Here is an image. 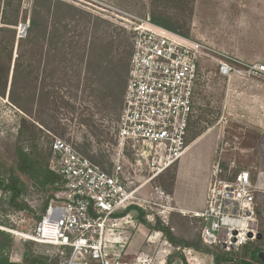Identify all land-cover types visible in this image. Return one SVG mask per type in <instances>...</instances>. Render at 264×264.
<instances>
[{
    "label": "rangeland",
    "instance_id": "rangeland-1",
    "mask_svg": "<svg viewBox=\"0 0 264 264\" xmlns=\"http://www.w3.org/2000/svg\"><path fill=\"white\" fill-rule=\"evenodd\" d=\"M7 1L10 0H0V26ZM18 1L12 2L16 5ZM61 1L91 13L95 18L94 25L98 35H103L105 31L111 32L115 40L127 39L133 45V31L128 28V22L121 18L124 14L145 19L150 17L153 19L154 14L164 15L168 17L170 23L182 32H187L192 39L230 52L231 56L243 59L251 65H264V0H197L192 15V5L183 3V0ZM32 3L33 0L19 2L21 11L16 26L18 36L19 28L24 24L28 25ZM71 25L74 26L75 22L72 21ZM75 34L73 31L69 32L68 40L74 39ZM26 35L19 37L26 41ZM16 49L17 44L15 55ZM24 51L28 52L26 58L29 61L30 43H24ZM218 57L219 55L213 53L210 59L201 64V78L196 86L195 109L190 122L188 142L191 138L200 136L189 144L186 154L180 160L181 170L179 177L175 179L174 202L171 195L168 199L162 200L160 192L164 191L163 186L169 188L172 176L177 175L179 163L155 181L145 183V173L133 172L136 169L133 164L135 158L130 151H126V156L130 160L126 175L132 188L144 184L138 192L143 206H137L148 213L149 223L155 218H160L165 224L172 225L178 236L192 241H197L201 235L200 220L194 216L193 210H202L205 206L207 190L212 180V169L218 160L220 149L224 150L221 155L222 163L227 164L228 175L233 169L238 171L250 167L256 169L260 161L259 147L264 138V94L253 101H246L245 97L248 99L250 96L245 95L247 93L242 94L248 87L244 81L252 85L262 84L264 89V76L254 73L244 77L236 75L234 77L237 79L232 82V77L228 78L219 73ZM87 59L85 58L80 65L75 53L72 58L68 54L67 60L62 62L58 56L43 55L37 87L42 98L43 93L49 91L50 96L48 100H40V107L35 103L31 104L35 109L32 116L13 105L8 96L0 95V226L5 227L0 229L8 234L1 251L8 255L11 261L22 262L26 257L43 255L49 259L57 258L60 263L66 255H61L63 250L59 246L27 240L20 233L15 234L9 230L12 228L19 232H30L39 221L38 217L42 215V209L50 196L62 199L64 195L53 187V184L44 188L34 185L33 179L19 171L20 148H24L41 164H49L50 146L55 138H62L84 152L86 136L90 137V134L87 128L80 124L79 118L94 114L101 129L104 132L109 131L108 134L104 133V137L110 139L113 137V140L103 141L105 138L102 137L101 142L90 137L93 146L88 155L94 161L103 162L107 168H112L109 162L112 161L116 149L114 133L118 124L115 121L109 122L104 115L108 114L109 118H114L113 113L115 110L118 111V108L115 109L116 105L113 103L109 112H99L96 99L103 95L92 92L91 89L95 88V85L85 89L84 80L81 79L79 88L75 87L74 75L77 66L80 65L82 77H85ZM28 61L25 62L26 67L29 66ZM21 80L20 87L29 83H24L23 80H27L24 75ZM3 82L1 75L0 87L3 86ZM63 100L69 101L71 106L65 104ZM223 114L227 115V119L221 120ZM10 175L19 177L22 181L23 192L19 201L27 203L32 211L27 208L18 209L10 203V193L3 189L1 183ZM179 202L180 206L191 211L179 210L174 204L177 205ZM163 203L172 208L168 207L167 210ZM21 210L26 211L24 216L18 215ZM149 223L137 222L129 216H124L108 224L106 245L112 253L121 258L123 264H144V261L145 264H167L168 255L173 252L182 253L186 264H214V258L210 253L198 252L188 247L178 250L168 243L161 233L154 231ZM10 224L15 226L11 227ZM251 242L258 244L261 251H264V237L260 241L249 243ZM202 244L206 247L203 242ZM252 247L247 248L248 250L240 247L230 252L216 246L208 248L214 253L228 252L236 258L248 253L246 256L249 259ZM88 257L89 253L85 250L78 251L75 256L77 260ZM173 264L180 263L176 260Z\"/></svg>",
    "mask_w": 264,
    "mask_h": 264
},
{
    "label": "built area",
    "instance_id": "built-area-1",
    "mask_svg": "<svg viewBox=\"0 0 264 264\" xmlns=\"http://www.w3.org/2000/svg\"><path fill=\"white\" fill-rule=\"evenodd\" d=\"M121 18L133 31V50L111 172L101 169L66 140L55 138L50 146L49 168L62 177L61 183L52 185L64 194L62 199L48 205L30 232L9 228L27 240L61 247L62 256L66 248H71L70 256L59 264H123L106 245L107 227L120 219L115 217L119 210L143 206L138 192L144 185L132 188L129 184L126 151L135 158L133 172L145 173V183L155 181L179 162L188 147L203 61L213 53L219 55V73L228 78L233 74L264 76V65L215 53L207 43L169 30L150 18L127 13ZM27 27L24 24L19 28V36L26 35ZM224 119L225 114L221 116ZM259 149L257 168L241 169L233 179L221 176L224 150L220 149L205 206L193 212L200 220L201 239L206 246L232 251L264 237V138ZM160 194L162 200L169 198L164 191ZM163 206L167 210L170 207ZM25 213L21 210L18 215ZM83 250L89 257L77 260L76 253Z\"/></svg>",
    "mask_w": 264,
    "mask_h": 264
},
{
    "label": "trees",
    "instance_id": "trees-1",
    "mask_svg": "<svg viewBox=\"0 0 264 264\" xmlns=\"http://www.w3.org/2000/svg\"><path fill=\"white\" fill-rule=\"evenodd\" d=\"M12 1L13 0L7 1L5 4L1 20L2 25L0 26V48H2V50H0V76L2 75L4 80L3 86L0 87V95L3 97L8 96L9 101L23 113L29 116L34 115L35 109H33L31 104L35 103L37 107L38 105L40 107V100H48L50 96L49 91L43 93L44 96L42 98L37 87L39 68L43 55L47 56V54H49V57L58 56L62 62L67 60L68 54L72 58L75 53L76 59L80 65L83 64L85 58H88L86 61L87 75L85 77H82V70L79 68L80 65L77 66L74 75L76 79L75 87L79 88L81 79L84 80L85 89H90L95 85V88L92 87L91 89L92 92H98L103 95H99L96 99L99 104L97 106L99 112H109L112 104L115 103V109L118 108V111L112 109L115 110L113 113L114 118H109L108 114L104 115V117L109 119V122L115 121L117 123L120 117L121 105H123L122 101L128 81L130 59L133 50L131 42H128L127 39L115 40L111 32L107 31H105L103 35H98L96 26L94 25L95 18L91 13L61 0H33L28 18L27 40L25 41L17 35L16 27L18 25L17 18L21 11V5L19 4L20 0L16 5ZM195 2L196 0H183V3L192 5L191 15L195 9ZM150 20L169 30L191 37L187 32H182L173 23H170L167 16H157V14H154L153 19L150 17ZM72 21L75 22L74 26L71 25ZM71 31L76 33L74 35L76 39L72 38L68 40V34ZM25 42L30 43L31 46L29 61L26 58L28 52L24 51ZM16 44L17 49L15 55ZM45 49H47V51H45ZM50 60L49 58V61ZM27 61L29 63L28 67L25 66V62ZM23 75L27 78V80H23L24 83H29L24 87H20V83L22 84L21 77L23 78ZM63 102L70 105L69 101L63 100ZM79 122L87 128L90 134L89 136L97 141H101L102 137L109 133V131L104 132L101 129L94 118V114L80 117ZM42 124L44 125V123ZM114 134L117 136V128ZM199 136L200 135H197L191 138L189 142L187 139V144L189 145ZM90 137L86 136L87 141L84 144V152L76 146H74V148L83 155L89 157L101 169L111 172L112 168H107L106 164L103 165V162L94 161L93 158L88 155L90 148L93 146V141H91ZM108 140L112 141L113 137H111V139L106 137L103 141ZM109 163L112 167V161ZM227 167L226 163H222L223 172L221 176L223 178L233 179L238 169H233L231 174L228 175L226 172ZM18 169L21 173L33 179V184L38 187L44 188L47 185L62 182V177L58 173L52 171L48 163H39V161L24 148H20L18 151ZM175 179L176 174L172 176L169 188L163 186V190L169 195H172L174 191ZM1 183L3 189L10 193V203L12 205L18 209L27 208L31 210L27 203L19 201V197L23 192V183L19 177L10 175L9 178ZM52 199H54V197L51 195L42 209V215L45 213ZM147 214L148 213L144 209L137 205H130L125 209L119 210L115 214V217L122 218L124 216H129L130 219L134 221L149 223ZM42 215L38 217L39 220ZM149 226L154 231L161 233L168 243L178 250L188 247L198 252L210 253L214 258V264H264V261L259 257L261 247L256 243L251 242L242 246L245 249L253 246L249 259H247L246 256L248 253L242 257L236 258L228 253L230 251L226 253H214L208 246H203L201 235L197 241L178 236L173 230L174 227L170 224H165L160 218H155L149 223ZM7 236L8 234L6 231L0 229V264H59L57 258L49 259L43 255H33L32 258L26 257V260L22 262L11 261L9 256L1 251L4 247L2 245L3 241H7ZM70 252L71 248H66L65 258L70 256ZM176 260L179 261L180 264H186L184 255L177 252L168 255L167 264H173Z\"/></svg>",
    "mask_w": 264,
    "mask_h": 264
},
{
    "label": "crops",
    "instance_id": "crops-1",
    "mask_svg": "<svg viewBox=\"0 0 264 264\" xmlns=\"http://www.w3.org/2000/svg\"><path fill=\"white\" fill-rule=\"evenodd\" d=\"M197 1V0H196ZM195 4H196V2H195ZM209 46L213 49V51L215 52V53H221V54H228V55H231V54H229L227 51H223V50H221V49H219V48H217V47H214L213 45H211V44H209ZM241 60H243V59H241ZM236 75H239V74H233L231 77H232V82L233 81H235V79H237L236 77H234V76H236ZM239 76H242V75H239ZM230 77V78H231ZM244 77V76H243ZM245 79V78H244ZM244 84H247L248 85V87H247V89H244L242 92H244V93H242V94H245V93H247V94H245V95H247V96H250L248 99L245 97V99H246V101H253V99L254 100H258V98H261L262 97V95L264 94V89L262 88L263 86H262V84H258V83H253L254 85H252V83L251 84H249V83H246V81H244L243 82ZM236 91H238V89H237V87H236ZM249 94V95H248ZM260 101V100H259ZM262 106V105H261ZM229 115H230V113H228ZM189 148V145H188V147H187V149ZM187 149H186V151H187ZM186 151H185V153L183 154V156L186 154ZM182 156V157H183ZM181 157V158H182ZM181 160V159H180ZM180 160H179V170H178V172H177V177L176 178H178L179 177V175H180V170H181V168H180ZM171 197H172V200H173V202L175 201V195H174V191H173V193H172V195H171ZM175 204V206L176 207H179V210H182L183 211V209H185V210H187V211H191V210H188L187 208H185V207H183V206H180L181 205V203L179 202L177 205H176V203H174ZM204 205H205V202H204ZM193 211H199V210H193Z\"/></svg>",
    "mask_w": 264,
    "mask_h": 264
},
{
    "label": "water",
    "instance_id": "water-1",
    "mask_svg": "<svg viewBox=\"0 0 264 264\" xmlns=\"http://www.w3.org/2000/svg\"><path fill=\"white\" fill-rule=\"evenodd\" d=\"M250 236H251V235H250ZM260 238H261V235H259V239H260ZM222 247L224 248L225 245H222ZM259 257H260L261 260L264 261V251H261V252L259 253Z\"/></svg>",
    "mask_w": 264,
    "mask_h": 264
}]
</instances>
